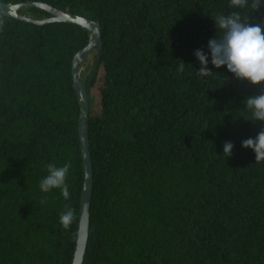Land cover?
Masks as SVG:
<instances>
[{
	"label": "trees",
	"instance_id": "16d2710c",
	"mask_svg": "<svg viewBox=\"0 0 264 264\" xmlns=\"http://www.w3.org/2000/svg\"><path fill=\"white\" fill-rule=\"evenodd\" d=\"M0 1L42 2L101 24L103 47L87 69L89 95L100 69L104 77L99 112L90 109L84 264H264V160L241 146L264 130L242 103L264 85L224 67L200 75L193 55L221 35L214 20L237 10L230 0ZM239 11L264 24V7ZM89 40L76 25L0 14V264H72L84 182L72 62ZM49 163L69 165L67 199L39 190Z\"/></svg>",
	"mask_w": 264,
	"mask_h": 264
},
{
	"label": "clouds",
	"instance_id": "9594fccd",
	"mask_svg": "<svg viewBox=\"0 0 264 264\" xmlns=\"http://www.w3.org/2000/svg\"><path fill=\"white\" fill-rule=\"evenodd\" d=\"M232 8L227 15H217L215 28H219L221 35H216L207 42V52L202 49L194 51L193 55L200 67L196 70L200 75H207L212 68L224 67L236 79L246 81L252 86L264 85V24H249L243 20L239 9L250 8L252 11L264 7V0H230ZM181 62L179 70H183ZM246 110L250 111L252 120L264 122V91L258 95L247 97L243 102ZM243 148L250 149L255 161L264 160V130L258 132L254 138L241 142ZM233 145L225 141L222 145L223 155L231 154ZM69 165L57 167L54 163L47 165V174L39 181L42 193L59 189L64 198L69 197L66 176ZM43 202V201H42ZM73 210L68 208L59 216L61 225L68 228L73 222Z\"/></svg>",
	"mask_w": 264,
	"mask_h": 264
},
{
	"label": "water",
	"instance_id": "95a60500",
	"mask_svg": "<svg viewBox=\"0 0 264 264\" xmlns=\"http://www.w3.org/2000/svg\"><path fill=\"white\" fill-rule=\"evenodd\" d=\"M27 9H39L50 15L49 18L35 19L21 14ZM0 14L18 22L36 26H45L56 23H68L85 29L89 35V43L73 58L72 78L73 87L80 103L78 121V136L81 145V154L84 167V182L80 200L78 236L72 264H84L90 235L91 205L93 197L94 167L89 142L90 102L87 82L90 71L80 72L81 65L86 63L92 54L103 47L101 24L87 17L64 12L42 2L28 1L18 4H5L0 1Z\"/></svg>",
	"mask_w": 264,
	"mask_h": 264
},
{
	"label": "rangeland",
	"instance_id": "374dc122",
	"mask_svg": "<svg viewBox=\"0 0 264 264\" xmlns=\"http://www.w3.org/2000/svg\"><path fill=\"white\" fill-rule=\"evenodd\" d=\"M95 54H92L89 59L86 61V63H84L81 66L80 72H84L86 71L89 67L92 66L93 64V58H94ZM103 77H104V73H103V69H100L99 73H98V77H97V82L95 87L92 89L90 95H89V102H90V109L95 111V112H99L100 109V98H99V88L103 82Z\"/></svg>",
	"mask_w": 264,
	"mask_h": 264
}]
</instances>
